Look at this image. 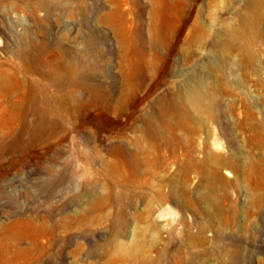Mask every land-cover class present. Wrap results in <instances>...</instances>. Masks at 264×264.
I'll list each match as a JSON object with an SVG mask.
<instances>
[{"label": "rangeland", "instance_id": "1", "mask_svg": "<svg viewBox=\"0 0 264 264\" xmlns=\"http://www.w3.org/2000/svg\"><path fill=\"white\" fill-rule=\"evenodd\" d=\"M0 264H264V0H0Z\"/></svg>", "mask_w": 264, "mask_h": 264}, {"label": "bare ground", "instance_id": "2", "mask_svg": "<svg viewBox=\"0 0 264 264\" xmlns=\"http://www.w3.org/2000/svg\"><path fill=\"white\" fill-rule=\"evenodd\" d=\"M9 74V73H8ZM50 112V111H49ZM46 112V111H44V112H41V115H43V116H45V115H48V114H54V115H57V116H60V115H62V112L60 111V110H57V111H54V112ZM24 116V115H23ZM22 119V118H21ZM44 131V129L41 127V128H39L38 129V133H41V132H43ZM227 174V176H230V174L229 173H226Z\"/></svg>", "mask_w": 264, "mask_h": 264}]
</instances>
